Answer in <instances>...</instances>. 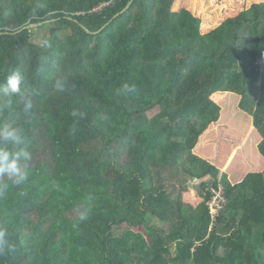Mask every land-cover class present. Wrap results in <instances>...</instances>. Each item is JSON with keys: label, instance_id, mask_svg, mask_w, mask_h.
I'll list each match as a JSON object with an SVG mask.
<instances>
[{"label": "trees", "instance_id": "trees-1", "mask_svg": "<svg viewBox=\"0 0 264 264\" xmlns=\"http://www.w3.org/2000/svg\"><path fill=\"white\" fill-rule=\"evenodd\" d=\"M174 2L0 0V82L24 77L0 123L32 153L24 183L0 177V264H264V170L233 184L194 154L233 93L264 159V2L208 34ZM174 177H209L203 201Z\"/></svg>", "mask_w": 264, "mask_h": 264}, {"label": "rangeland", "instance_id": "rangeland-1", "mask_svg": "<svg viewBox=\"0 0 264 264\" xmlns=\"http://www.w3.org/2000/svg\"><path fill=\"white\" fill-rule=\"evenodd\" d=\"M234 1L175 0L172 8L174 10L185 9L188 14L199 17L201 20V33L208 34L228 18L247 9L246 6L250 7L255 4L254 0H243L237 4ZM255 1L264 2V0ZM240 8L242 9L240 10ZM213 98L222 105V116L220 120L210 124L200 137L194 154L217 166L221 170V176L228 175L230 183L236 184L247 174L264 170V159L258 152L261 137L255 129L253 118L240 108V97L238 95L233 93L216 94ZM160 110V107H155L148 114L150 117H154ZM208 178L205 177L202 180H192L190 178L185 183L182 182L184 177L181 179H178V177L169 178L167 190L172 192L174 197L181 194L183 202L198 206L203 201L200 197V184ZM183 185L185 189L182 191ZM223 193L222 187L221 192H217L214 196L217 199L213 198L214 202L213 200L210 201L209 205L220 204V197L223 196Z\"/></svg>", "mask_w": 264, "mask_h": 264}, {"label": "clouds", "instance_id": "clouds-1", "mask_svg": "<svg viewBox=\"0 0 264 264\" xmlns=\"http://www.w3.org/2000/svg\"><path fill=\"white\" fill-rule=\"evenodd\" d=\"M23 86L22 73L13 70L3 82H0V99L10 102L14 96L24 91ZM124 89L133 90L128 85H124ZM4 107H10V103L5 104ZM30 107V102H26L25 108ZM31 158L32 153L29 150L24 128L15 120H5L0 123V177H7L13 185L24 183L29 176L28 163ZM6 234V230L0 229V243L4 241Z\"/></svg>", "mask_w": 264, "mask_h": 264}, {"label": "built area", "instance_id": "built-area-1", "mask_svg": "<svg viewBox=\"0 0 264 264\" xmlns=\"http://www.w3.org/2000/svg\"><path fill=\"white\" fill-rule=\"evenodd\" d=\"M221 192V191H220ZM224 196V193H223ZM221 196L220 197V204L218 205H210V209H211V215L213 217V219L218 215V213H220V211L227 205V201L225 200V197ZM214 199H217V197H215ZM214 199L213 202H214Z\"/></svg>", "mask_w": 264, "mask_h": 264}, {"label": "crops", "instance_id": "crops-1", "mask_svg": "<svg viewBox=\"0 0 264 264\" xmlns=\"http://www.w3.org/2000/svg\"><path fill=\"white\" fill-rule=\"evenodd\" d=\"M241 1H243V0H235L234 1V3L235 4H237V3H240ZM254 3H259V2H256L255 0H254ZM260 3H262V2H260ZM252 4V3H251ZM241 7H243V6H241ZM249 6H246L245 8H248ZM242 8H240V10H241ZM180 10V11H179ZM173 11V13H177V14H180V13H182V12H187V10H185V9H177V10H172ZM239 13V12H238ZM192 16L193 17H195V15H193L192 14ZM197 17V16H196ZM203 33V32H202Z\"/></svg>", "mask_w": 264, "mask_h": 264}, {"label": "water", "instance_id": "water-1", "mask_svg": "<svg viewBox=\"0 0 264 264\" xmlns=\"http://www.w3.org/2000/svg\"><path fill=\"white\" fill-rule=\"evenodd\" d=\"M34 26H38V25H32V27H34Z\"/></svg>", "mask_w": 264, "mask_h": 264}]
</instances>
